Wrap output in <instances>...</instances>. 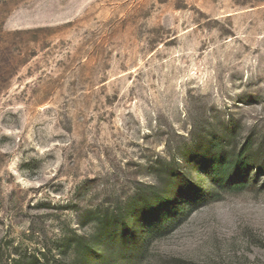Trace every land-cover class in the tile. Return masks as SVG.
Returning a JSON list of instances; mask_svg holds the SVG:
<instances>
[{
    "label": "rangeland",
    "instance_id": "1",
    "mask_svg": "<svg viewBox=\"0 0 264 264\" xmlns=\"http://www.w3.org/2000/svg\"><path fill=\"white\" fill-rule=\"evenodd\" d=\"M231 127L264 153V0H0V260L72 264L67 237ZM126 230L78 264H264V173L141 241Z\"/></svg>",
    "mask_w": 264,
    "mask_h": 264
},
{
    "label": "trees",
    "instance_id": "2",
    "mask_svg": "<svg viewBox=\"0 0 264 264\" xmlns=\"http://www.w3.org/2000/svg\"><path fill=\"white\" fill-rule=\"evenodd\" d=\"M235 133L234 127L224 135L197 132L193 149L182 156V161L165 162L161 179L145 191H139L117 213L105 210L95 214L92 237L88 239L73 233L63 243L64 254H70L72 264L89 263L94 259L93 244L97 239L105 240L115 228L123 226L129 239L141 241L144 234L145 239L174 226L199 203L218 198L220 189L240 191L254 184L264 173L262 146L254 152L247 138L239 149L233 148L231 142L235 141ZM92 216L93 213H89L85 219ZM62 263L63 259L50 256L46 251L25 258L9 256L0 260V264Z\"/></svg>",
    "mask_w": 264,
    "mask_h": 264
}]
</instances>
